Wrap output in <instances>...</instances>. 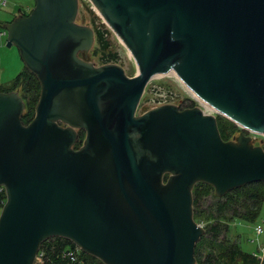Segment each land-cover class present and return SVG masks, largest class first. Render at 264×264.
Returning a JSON list of instances; mask_svg holds the SVG:
<instances>
[{
  "label": "water",
  "instance_id": "water-1",
  "mask_svg": "<svg viewBox=\"0 0 264 264\" xmlns=\"http://www.w3.org/2000/svg\"><path fill=\"white\" fill-rule=\"evenodd\" d=\"M89 1L135 76L88 61L94 32L76 22L78 0H34L3 26L40 94L23 125L19 92H0V264H34L56 237L102 264H195V184L223 197L264 182V149L243 133L264 136V0ZM168 73L242 132L224 141L198 106L136 115Z\"/></svg>",
  "mask_w": 264,
  "mask_h": 264
},
{
  "label": "rangeland",
  "instance_id": "rangeland-1",
  "mask_svg": "<svg viewBox=\"0 0 264 264\" xmlns=\"http://www.w3.org/2000/svg\"><path fill=\"white\" fill-rule=\"evenodd\" d=\"M5 1L7 3L6 6L0 8V32L4 30L3 26L5 24L11 22L19 14H29L34 6V0ZM76 22L80 25L92 28L94 32V44L87 54L88 61L94 63L96 66L104 64L119 65L124 69L128 77H133L138 73L136 63L128 49L104 22L89 0H78ZM6 38V35L0 37V87L3 89L12 87L15 76H17L24 67L17 49L15 47H6ZM194 95L195 94L173 73L156 75L147 84L138 104L136 115H140L151 108L164 104H174L179 107L191 103L195 104L197 100ZM212 115H214L216 119L223 118L228 120L215 111ZM233 125H235V130L226 135V138L229 140L242 132L239 126L235 123H233ZM248 135L253 138L254 145H261V147L264 148V136L252 133H248ZM261 141H263L262 144H260ZM213 199L214 198L210 196L204 199L202 203L201 210L204 212L201 218H199V221H196L202 228H205L211 220L207 218V216H211L208 215L211 213H208L207 210L211 211L210 204ZM228 218L229 217L224 221L228 223L229 227L226 234H221L219 239L215 243H212L210 239H208V235H205V232L197 241L195 248L197 247L204 255L206 250L211 249L214 252H218L220 249H227L230 244H238L243 253L252 254L257 253L261 245L264 246V225L263 233L260 236L256 235L254 231L256 225H262L261 221L264 219V203L258 218L253 223L240 219L228 221ZM205 238L207 239L205 240Z\"/></svg>",
  "mask_w": 264,
  "mask_h": 264
},
{
  "label": "trees",
  "instance_id": "trees-1",
  "mask_svg": "<svg viewBox=\"0 0 264 264\" xmlns=\"http://www.w3.org/2000/svg\"><path fill=\"white\" fill-rule=\"evenodd\" d=\"M27 15L28 14H25V16ZM11 91H18L24 102L25 108L21 116V122L23 125H27L34 117L35 106L40 94L39 82L32 73L23 67V70L15 76L11 88L3 89L0 87V92L6 93ZM193 106L194 104L191 103L180 108H191ZM216 120L221 138L224 141L229 140L226 138V135L235 130V125L223 118H217ZM83 139L84 132L78 131L77 142L74 148L77 149L80 147ZM192 196L193 218L195 222L199 221V218L203 215L204 211L201 210V206L204 199L210 196L214 198L210 204L211 211L207 210L208 213H211L208 214L211 216H207V218L211 220L209 224L205 226L204 230L210 242L215 243L221 234H226L228 231V223L224 222L227 220V217H229L228 221H234L235 219L244 220L249 223L256 221L264 203V182L244 185L228 192L222 198L215 197L211 186L204 183H197L193 187ZM5 200V193L0 194V202L5 203ZM1 209L2 204H0V212ZM206 239L207 238H205V240ZM41 248L46 250V261L44 264H66L60 257L62 250L65 248L76 250V246L73 243L57 237L49 238L44 241L40 246V249ZM77 253L79 263L81 264H102L96 258L84 254L80 250H77ZM194 257L196 260L195 264H260L251 254L243 253L238 244H230L227 249H220L218 252H214L211 249L206 250L204 255L196 247Z\"/></svg>",
  "mask_w": 264,
  "mask_h": 264
},
{
  "label": "built area",
  "instance_id": "built-area-1",
  "mask_svg": "<svg viewBox=\"0 0 264 264\" xmlns=\"http://www.w3.org/2000/svg\"><path fill=\"white\" fill-rule=\"evenodd\" d=\"M6 1L5 0H0V8H4L6 6ZM6 35L5 30H3L2 32H0V37ZM195 97V96H194ZM195 99L197 100V103L194 104V106H198L204 114H208V115H212L214 113V109L212 107H210L208 104L204 103L203 101H201L200 99H198L197 97H195ZM216 112V111H215ZM5 193V189L4 187L0 186V194ZM0 204H4V202H0ZM262 225H256L254 228V231L256 233V235L260 236L263 233V225H264V219L261 221ZM77 250H79L76 247V250H72L69 248H65L62 250V252L60 253V257L62 260H64L66 262V264H81L79 263V259L77 256ZM252 257H254L260 264L264 263V246L261 245L258 249L257 253H252L251 254ZM46 261V250L44 248H39L37 255L35 257V261L34 264H44Z\"/></svg>",
  "mask_w": 264,
  "mask_h": 264
},
{
  "label": "flooded vegetation",
  "instance_id": "flooded-vegetation-1",
  "mask_svg": "<svg viewBox=\"0 0 264 264\" xmlns=\"http://www.w3.org/2000/svg\"><path fill=\"white\" fill-rule=\"evenodd\" d=\"M22 15H25V14H22ZM243 133H244L245 135H248V133H247V132H243ZM248 136H249V135H248ZM231 139H232V138H231ZM231 139H230V140H231ZM252 139H253V138H252Z\"/></svg>",
  "mask_w": 264,
  "mask_h": 264
},
{
  "label": "bare ground",
  "instance_id": "bare-ground-1",
  "mask_svg": "<svg viewBox=\"0 0 264 264\" xmlns=\"http://www.w3.org/2000/svg\"><path fill=\"white\" fill-rule=\"evenodd\" d=\"M195 97H197L196 95H194ZM198 98V97H197ZM211 107V106H210Z\"/></svg>",
  "mask_w": 264,
  "mask_h": 264
}]
</instances>
